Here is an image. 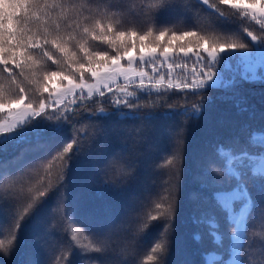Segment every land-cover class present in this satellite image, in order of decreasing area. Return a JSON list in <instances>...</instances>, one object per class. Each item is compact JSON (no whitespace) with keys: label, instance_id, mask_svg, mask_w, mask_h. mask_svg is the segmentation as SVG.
<instances>
[{"label":"snow or ice","instance_id":"snow-or-ice-1","mask_svg":"<svg viewBox=\"0 0 264 264\" xmlns=\"http://www.w3.org/2000/svg\"><path fill=\"white\" fill-rule=\"evenodd\" d=\"M134 11L150 21L146 30H118L117 17L124 9L112 0H0V211L5 206L18 210L9 213L16 217L11 238L0 239L4 253L15 251L22 230L38 237L39 243L45 224L41 210L50 196L60 193L75 165L91 166L101 196L125 191L121 185L132 175L133 161L122 154L125 149L118 153L110 147L109 130L92 121L135 116L142 108H153L151 99L142 101L153 93L197 97L190 105L165 104L166 116L183 118L176 130V150L165 161L179 178L184 126L212 99L205 93L219 88L231 92L235 106L246 112L238 86L264 83V0H148ZM163 11L176 12L181 23L191 22V29L160 28L156 18ZM97 43L114 55L94 50ZM192 57L189 69L186 61ZM231 61L243 70L225 79V72L232 71ZM49 62L58 70L48 71ZM53 79L58 86L50 89ZM92 103H108L113 110H93ZM143 118L155 117L146 112ZM69 129L71 139L63 143ZM10 148L20 151L8 159ZM41 168L43 174L25 189ZM198 182L202 192L192 197L197 201L192 221L204 230L195 232L193 240L203 244L207 236L213 245L203 253L204 264H264V225L249 235L250 219H264V127L245 123L212 143ZM176 193L174 183L146 222L135 197L128 198L122 218L102 206L99 231L80 220L74 209L69 213L65 208L63 214L81 226L67 237L68 251L58 259L72 264L76 253L81 264H142L136 240L156 222L161 231L143 259L167 264Z\"/></svg>","mask_w":264,"mask_h":264},{"label":"trees","instance_id":"trees-1","mask_svg":"<svg viewBox=\"0 0 264 264\" xmlns=\"http://www.w3.org/2000/svg\"><path fill=\"white\" fill-rule=\"evenodd\" d=\"M112 2L124 9V15L117 17L121 21L118 30L129 28L141 32L146 30L150 21L143 15H136L134 7L148 0H112ZM156 25L160 28L175 25L177 31L190 30L192 27L190 21L187 24L181 23L177 19V13L173 11L161 12L156 18ZM225 27L230 29L235 26L226 25ZM94 50L109 51L110 55H114L104 44L97 43ZM57 70V67L49 62L48 71ZM54 84H58L57 79L49 83V88ZM238 91L243 98L242 106L248 109L246 112H241L235 106V101L230 98L231 92L219 88L205 93V96H210L212 99L206 102L199 116L191 118L184 126V143L181 149L183 153L182 174L179 178L175 176L171 166L165 165V161L176 150V130L181 126L183 118L166 116L168 109L165 104L187 103L190 105L196 102L197 97L174 93L170 98H166L158 97L156 93H153L150 98L142 97L144 102L151 99L155 105L153 108H142L135 116L128 115L119 118L113 116L110 119L92 121L109 130L110 147L118 153L125 149L122 154L133 161L132 175L121 185L125 191L123 193L105 192L101 196L100 185L98 180L93 179L91 166L87 162L75 165L60 193L50 196L41 210L45 224L44 231L39 234V243H37L38 237L27 230H22L20 241L14 252L6 254L0 250V264H63V259H58V257L68 251L67 237L71 236L76 227L81 226L73 224L68 216L63 214L65 208L69 213L74 209L80 220L86 221L99 231L104 219L100 215L102 206L111 208L114 216L122 218L128 198L135 197L141 205V219L146 222L148 214L155 215V203L162 202L161 198L165 195V190L174 183L177 184V211L165 260L167 264H204L203 253L213 245L209 243L210 238L207 236L203 244H197L193 240V234L204 229L203 226L194 224L192 221L194 209L197 207V201L192 197L202 192L198 177L205 166L206 153L212 143L227 138L234 128L242 124L247 123L257 128L264 127V83L245 82L238 86ZM90 106L93 110L99 106H103L106 112L113 110V106L108 103L103 105L92 103ZM146 112H152L155 118L144 119ZM63 137L62 142L67 143L71 139V129L67 130ZM44 142L42 138L40 143ZM33 143H35V138H33ZM23 147L25 145H21V148ZM19 151V148L15 150L10 148L6 157L11 159ZM54 153L55 148L52 149V154ZM179 166L177 164V167ZM40 174H43L42 168L39 169L37 175L24 184V188L27 189L35 183ZM46 183L45 181V186ZM2 192L3 185L0 184V193ZM17 211V208L7 206L0 211V223L4 224V235H0V239L11 238L16 217H10L9 213ZM19 211H22V208ZM249 225L251 236L253 231H261L264 219L259 217L250 219ZM161 227L160 223L153 222L145 235L137 237L136 250L142 264H153L143 258L158 238ZM78 239L81 243L86 242L83 234H78ZM252 251L256 252L257 249L253 248ZM71 260L72 264H81L80 256L76 253L72 255Z\"/></svg>","mask_w":264,"mask_h":264},{"label":"rangeland","instance_id":"rangeland-1","mask_svg":"<svg viewBox=\"0 0 264 264\" xmlns=\"http://www.w3.org/2000/svg\"><path fill=\"white\" fill-rule=\"evenodd\" d=\"M194 61H195V57H192V60H191V61H186V62L188 63V65H189V69L191 68L192 63H193ZM177 62H179V61H177ZM122 63H126V61H122ZM231 63H232V71H231V72H225V79L230 78V77L233 76L234 74H238V73H237V69H238V68H239L240 71L243 70L242 67L239 66V65L236 63V61H231ZM148 71H151V70L148 69ZM165 71H166V69H165ZM175 71H176V73H181L183 70H182V69H176ZM121 83H123V82L121 81ZM56 86H58V84H54V85H52L51 88L56 87ZM51 88H50V89H51ZM111 95H115V93H113V94H111ZM109 97H110V96H109ZM110 98H111V97H110Z\"/></svg>","mask_w":264,"mask_h":264}]
</instances>
